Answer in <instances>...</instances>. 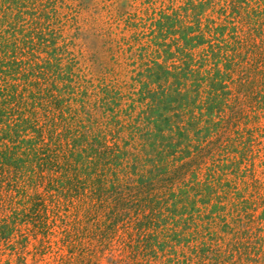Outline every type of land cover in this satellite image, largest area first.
<instances>
[{
  "label": "trees",
  "instance_id": "1",
  "mask_svg": "<svg viewBox=\"0 0 264 264\" xmlns=\"http://www.w3.org/2000/svg\"><path fill=\"white\" fill-rule=\"evenodd\" d=\"M76 1L0 0V264H264V0Z\"/></svg>",
  "mask_w": 264,
  "mask_h": 264
},
{
  "label": "rangeland",
  "instance_id": "2",
  "mask_svg": "<svg viewBox=\"0 0 264 264\" xmlns=\"http://www.w3.org/2000/svg\"><path fill=\"white\" fill-rule=\"evenodd\" d=\"M102 1H106V0H77L75 2V4H79L80 2H84V4L87 5H92V3L96 4L97 2L98 3H101ZM113 3L116 2L115 6L117 9H130V5H132V1L131 0H112ZM89 13L86 14V11L82 12V15H81V18H85V17H88ZM95 22H93V20L91 21V24L94 25ZM83 29H86V28H83ZM86 41V40H85ZM82 43L84 41H81ZM78 43V42H77ZM80 44V43H79ZM93 43V38L91 39V41H87V49L89 50H94V49H97V45ZM94 47V48H93ZM27 264H33V261L31 259V256L28 257L27 259ZM101 264H111V262L108 261V259H104L103 262Z\"/></svg>",
  "mask_w": 264,
  "mask_h": 264
}]
</instances>
